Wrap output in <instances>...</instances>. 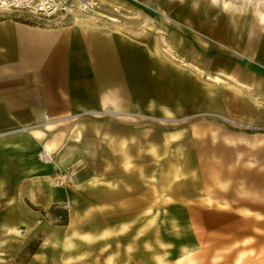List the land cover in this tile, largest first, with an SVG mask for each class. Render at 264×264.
Here are the masks:
<instances>
[{"label":"rangeland","instance_id":"1","mask_svg":"<svg viewBox=\"0 0 264 264\" xmlns=\"http://www.w3.org/2000/svg\"><path fill=\"white\" fill-rule=\"evenodd\" d=\"M123 1L132 6L100 3L99 14H86L91 21L0 16L70 38L84 26L80 38L115 36L101 49L113 52L120 41L126 52L103 68L100 109L45 127L40 149L52 153L55 185L63 175V184L76 176L92 185L103 173L118 191L101 205L117 220V253L87 238L85 254L63 264H109L111 255L119 264H264V22L256 12L264 0H176L162 12ZM229 30H243L241 47ZM85 77L93 85V69ZM59 145L72 159L62 167ZM90 202L88 217L99 207Z\"/></svg>","mask_w":264,"mask_h":264},{"label":"crops","instance_id":"2","mask_svg":"<svg viewBox=\"0 0 264 264\" xmlns=\"http://www.w3.org/2000/svg\"><path fill=\"white\" fill-rule=\"evenodd\" d=\"M118 1L132 6L123 0H98L105 5ZM175 1L139 0L158 12ZM256 12L259 21L264 22L261 6ZM239 18L235 16L236 20ZM261 22H254L253 29L257 30ZM78 29L77 38H70L66 32L0 17V264H63L71 254L77 253L78 259L85 254L87 238L95 239L101 253H117V220L111 213L107 217L101 207L117 199V189L103 181V173L100 181L92 185L76 176L55 185V167L41 163L37 157L40 147L50 138L45 127L102 107L108 96L101 81L106 73L103 68L112 67L109 60L113 54L117 58L126 53L119 49L123 46L120 41L115 42L114 53L101 49L104 40L114 42L115 36L90 41L80 38L87 28ZM227 36L239 38V47L240 38H246L243 30H229ZM87 41L94 44L90 53L86 50ZM128 54L133 64L136 54ZM90 69L95 79L93 85L85 77ZM58 148L56 165L62 167L72 159L68 156L69 147ZM79 162L74 165L79 166ZM90 200L99 207L95 216L88 217L86 203ZM125 237L127 243L122 252L128 253ZM75 244L77 248L73 250ZM121 258L111 255L108 263L119 264ZM124 258L128 260V256Z\"/></svg>","mask_w":264,"mask_h":264},{"label":"built area","instance_id":"3","mask_svg":"<svg viewBox=\"0 0 264 264\" xmlns=\"http://www.w3.org/2000/svg\"><path fill=\"white\" fill-rule=\"evenodd\" d=\"M101 5L98 0H0V15L7 11L22 10L31 14L50 18L55 16H68L72 11L89 14H99ZM38 159L44 164L51 163L52 153L42 147L37 154ZM64 175L57 184H63Z\"/></svg>","mask_w":264,"mask_h":264},{"label":"bare ground","instance_id":"4","mask_svg":"<svg viewBox=\"0 0 264 264\" xmlns=\"http://www.w3.org/2000/svg\"><path fill=\"white\" fill-rule=\"evenodd\" d=\"M87 13H85V12H80V11H77V10H75V11H72L71 12V14L69 15V16H71V15H73V16H77V17H79V18H86L87 19V17H85V16H88V15H86ZM103 16V15H102ZM89 19H92V18H90V17H88ZM110 19H111V17H109ZM49 151V150H48Z\"/></svg>","mask_w":264,"mask_h":264}]
</instances>
